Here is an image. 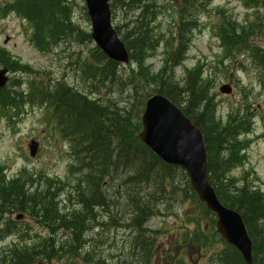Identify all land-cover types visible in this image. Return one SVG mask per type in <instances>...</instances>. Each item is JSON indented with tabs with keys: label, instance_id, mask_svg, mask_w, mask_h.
I'll use <instances>...</instances> for the list:
<instances>
[{
	"label": "rangeland",
	"instance_id": "obj_1",
	"mask_svg": "<svg viewBox=\"0 0 264 264\" xmlns=\"http://www.w3.org/2000/svg\"><path fill=\"white\" fill-rule=\"evenodd\" d=\"M11 1L0 0V57L2 53L7 63L16 69H20L21 65L30 68L16 72L11 70V81L6 89L8 92L13 94L23 90L24 93H30L31 83L44 87L63 83L74 91L99 99L104 105L131 110L133 115L140 110L137 104L139 95L142 98L147 92L155 94L154 90L161 79L157 75L163 65V43L154 56L146 61L149 68L147 74L155 76L157 81L154 82L150 77L147 82L151 85L144 83L146 86L141 89V94L126 79L130 64H123L119 68L120 78L117 82L89 85L88 74L82 72V66L95 55L96 46L92 39L79 38L76 31L68 30L57 36L54 42L50 40L42 46L37 37L38 30L29 20L13 9L2 11ZM190 1L188 10L184 0H153L156 5L154 31L159 39L171 38L182 18L197 21V27L189 30L191 38L185 61L173 68L169 75L183 82L188 71L199 68L219 125H225L231 115L248 114L250 128L241 136L247 141V148L242 163L230 172V178L238 181V187L247 183L264 190V70L254 62L251 54H228L218 30L228 18L237 24H244L252 18L254 11L247 7L244 0ZM73 2V26L90 34L91 22L85 0ZM133 6L128 4L127 7L112 8L113 24L115 28H120L121 36L131 30L137 17ZM182 7L186 13L182 12ZM73 30L71 28L70 31ZM7 38L9 42L5 44ZM255 40L258 44H264V38ZM175 45L174 41L173 47ZM2 67L9 68L0 61ZM226 85L232 88L230 94L221 92V88ZM28 100H20L18 106L0 107V181L9 182L22 176L31 192L45 190L47 182L51 181L57 188L55 201L60 212L80 211L82 207L78 200L81 198L75 197L74 193L79 190L77 181L81 178L79 171L73 168L74 165L79 166L71 148L73 145L63 137L53 107ZM32 141L39 143L35 157L30 155ZM133 175L128 165L121 164L113 167L103 180L100 187L108 204L104 208L96 206L94 209L96 221L101 226H94L84 233L87 243L79 250L76 264H85L82 256L87 253L95 258L92 264H98L99 260L104 264H118L120 261L125 264H145L136 250L132 249L139 234L136 228L130 226L136 212L133 200L139 201V204L146 203L149 207L141 236L142 239L153 237L155 241L146 264H219L218 254L229 252L230 256L232 251L220 240L215 224L212 227L210 216L205 218L200 205L184 198L189 181L187 174L183 177L175 171L170 179L164 181L154 175L147 183L136 181ZM86 186L82 184L81 188ZM13 213L7 215L8 220L16 222L12 224L10 232L3 230L4 226L0 223V251L18 244L30 246L41 238L52 237L59 243L68 237L66 229L61 228L52 233L31 216L25 214L21 220H16L20 212ZM196 232L201 236L202 245L192 241ZM186 239L188 244H184ZM169 254L171 259L168 258ZM71 260L64 256L46 260L42 264H73Z\"/></svg>",
	"mask_w": 264,
	"mask_h": 264
},
{
	"label": "trees",
	"instance_id": "obj_2",
	"mask_svg": "<svg viewBox=\"0 0 264 264\" xmlns=\"http://www.w3.org/2000/svg\"><path fill=\"white\" fill-rule=\"evenodd\" d=\"M244 1L247 7L254 11L252 18L247 19L242 25L229 18L225 19L219 26V37L228 54L231 56L251 54L254 62L264 70V44H258L255 40L264 38V0ZM184 3L189 10L191 1L184 0ZM128 4L134 5L132 9L137 13V17L132 23L131 30L121 36L130 55V68L126 79H129L130 84L139 93L143 86H146L144 83L151 85L147 82L151 76L147 74L149 68L146 66V61L154 56L162 43L165 45L162 69L157 75L161 79L154 92L163 94L177 104L202 130L208 152L212 185L220 201L242 215L253 242L254 264H264V190L247 183L238 187V181L230 178V172L242 163L243 153L247 148V141L241 139V136L249 131L250 117L248 114L231 115L225 125H219L211 97L203 85L204 79L200 69L188 71L183 82L176 81L169 75L173 68L185 61L191 38L189 30L197 27V21L180 19L175 34L169 39L162 40L154 31L156 5L153 4V0H112L111 9L127 7ZM71 5L75 6L73 0H13L3 7L2 11L13 9L29 20L38 30V35L41 37H37L42 46L47 45L50 40L54 42L57 36L68 30L76 31L79 38L91 40L89 33L73 26L72 13L75 7L72 8ZM182 12L186 13L183 7ZM71 28L74 30L70 31ZM115 29L121 35L120 28ZM174 41L176 45L173 47ZM94 52L92 60H87L82 66V72L88 74L89 85L95 86L107 81L117 82L120 78L119 68L122 65L109 60L98 48H94ZM1 57L3 58L0 61L14 72L30 68L21 65L20 69H16L11 63H7L2 53ZM151 78L154 82L157 81L155 76ZM132 79L135 80V84ZM34 84L31 83L30 93L20 90L12 94L8 90H0V107L18 106L20 100L26 101L28 98V102H40L53 107L55 117L58 118V127L63 137L72 143L71 148L79 165L73 166L79 171L81 178L77 181L79 190L74 195L81 198L78 204L81 205L82 210L61 213L55 201L57 188L51 181L47 182L45 190L31 192L22 176L9 182L1 179L0 223L4 226L3 230L11 231L12 224L16 222L8 220L7 215L17 211L31 216L52 233L61 228L66 229L68 237L59 243L48 237L41 238L30 246L15 245L6 251H0V264H42L46 260L51 261L64 256H67V259L71 258V262L76 264L79 250L87 243L84 233L89 232L94 226H101L96 221L97 214L94 213V209L96 206L104 208L108 204L100 186L113 167L128 165L130 172L134 174L133 178L142 183L149 182L154 175L164 181L170 179L175 171L180 172L183 177L186 174L180 168L164 164L138 136L141 129L140 115L145 107V101L151 96L149 92L142 98L138 96L137 104L140 110L133 115L131 110L104 105L99 99H92L83 92L73 91L63 83L55 87ZM82 184L87 186L81 188ZM187 185L184 198L200 205L205 218L210 216L213 227L216 222L214 214L198 201L189 181ZM139 203L133 200L136 212L130 226L136 228L139 234L135 248L132 249L136 250L138 256L142 257V263L146 264L155 239L153 237L142 239L141 231L149 207L146 203ZM195 235L196 237L192 239L193 243L202 245L199 232ZM220 240L223 241L221 238ZM185 243L188 244L187 239ZM203 244L206 245L205 241ZM227 247L232 252L230 256H228L229 252L218 254L219 264H245L234 248ZM83 256L82 261L85 264H92L95 259L90 253ZM98 264L104 262L99 260Z\"/></svg>",
	"mask_w": 264,
	"mask_h": 264
},
{
	"label": "water",
	"instance_id": "obj_3",
	"mask_svg": "<svg viewBox=\"0 0 264 264\" xmlns=\"http://www.w3.org/2000/svg\"><path fill=\"white\" fill-rule=\"evenodd\" d=\"M92 24V38L97 47L111 60L128 63L129 53L112 25L111 0H85ZM9 42L7 38L5 44ZM7 68L0 69V89L6 87ZM221 92L230 94L228 85ZM140 138L165 164L183 168L201 203L217 217L216 228L230 246L236 248L246 264H253L252 241L242 216L223 205L211 180L208 153L202 131L181 108L161 94L150 97L142 116ZM39 144L32 141L30 154L35 157Z\"/></svg>",
	"mask_w": 264,
	"mask_h": 264
},
{
	"label": "flooded vegetation",
	"instance_id": "obj_4",
	"mask_svg": "<svg viewBox=\"0 0 264 264\" xmlns=\"http://www.w3.org/2000/svg\"><path fill=\"white\" fill-rule=\"evenodd\" d=\"M116 259H117V257H116ZM119 260V259H118ZM121 262V261H120Z\"/></svg>",
	"mask_w": 264,
	"mask_h": 264
}]
</instances>
